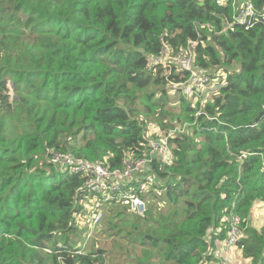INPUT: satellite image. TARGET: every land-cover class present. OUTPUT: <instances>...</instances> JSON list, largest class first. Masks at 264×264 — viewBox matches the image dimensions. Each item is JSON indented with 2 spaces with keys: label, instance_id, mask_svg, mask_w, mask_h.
<instances>
[{
  "label": "trees",
  "instance_id": "obj_1",
  "mask_svg": "<svg viewBox=\"0 0 264 264\" xmlns=\"http://www.w3.org/2000/svg\"><path fill=\"white\" fill-rule=\"evenodd\" d=\"M233 1L0 0V264H216L231 212L245 227L243 255L264 264V223L245 224L264 202V19L246 28ZM189 48L199 69L217 66L228 83L196 136L169 138L173 163L155 165L148 204L164 189L170 211L154 203L131 219L109 203L93 236L123 233L125 257L78 254L86 176L62 170L54 153L123 167L146 147L148 121L168 132L171 118L194 119L182 90L169 92L190 74L175 63Z\"/></svg>",
  "mask_w": 264,
  "mask_h": 264
},
{
  "label": "built area",
  "instance_id": "obj_2",
  "mask_svg": "<svg viewBox=\"0 0 264 264\" xmlns=\"http://www.w3.org/2000/svg\"><path fill=\"white\" fill-rule=\"evenodd\" d=\"M214 1L219 5L229 3L228 0ZM243 1L242 5L238 6V0H234L232 6L235 10L236 21L249 28L255 21L264 19V4L257 7L253 1ZM175 63L180 66V70L190 71L186 78L177 83L187 81L191 75H194L196 76L195 85L199 86L195 90L197 91L196 95L193 94L197 102L194 104L190 99L188 100L190 105L197 108L194 114L195 118L189 119V128L181 126L178 122H175L176 126L168 132L159 128L155 137L147 138L146 147L142 149L140 156L135 153L128 154L123 167H113L101 161L80 159L66 152L54 153L53 160L58 163L62 170L80 171L86 176L82 213L76 219L77 222L78 218L85 217L83 225L80 226L77 222L79 229H83L85 235L84 242L76 245L78 254L87 253V246L94 235V231L99 228L104 220L109 203H123L131 213L145 214L148 206L147 195L157 179L155 165L162 168L173 163L175 159L172 145L168 141L169 138L184 135L196 136V128H200L198 118L204 112L206 103L211 101L213 95L219 93L228 83L227 72L223 69L216 67L210 73L199 69L195 65L191 48L178 53ZM180 89L182 90V96L186 98L183 89ZM207 118L211 119L213 117L208 115ZM145 128H147V124ZM179 133L180 135H177ZM246 155V153L239 155V160L242 162L243 157ZM260 155L262 157V168H264V151ZM228 219L226 237H218L215 241L214 262L216 264H233L234 252L239 249L238 242L244 236L241 216L231 212ZM46 249L50 251L49 248Z\"/></svg>",
  "mask_w": 264,
  "mask_h": 264
},
{
  "label": "rangeland",
  "instance_id": "obj_3",
  "mask_svg": "<svg viewBox=\"0 0 264 264\" xmlns=\"http://www.w3.org/2000/svg\"><path fill=\"white\" fill-rule=\"evenodd\" d=\"M216 67H214V68H216ZM195 77L196 76L191 75L187 81L184 80L181 83L175 84V86H173L172 89L169 90V92L175 93L177 91V89L182 88L183 92L186 95L185 99L187 101L190 99L192 101V103L195 104L197 102V99L195 98V96L193 97V94L196 95L197 91H195V90L198 89V87H199V86L195 85V82H196ZM171 99L173 102L178 103L177 105L174 104L175 107H181L180 101L182 100V97L179 94H174L173 96H171ZM140 118L142 119V117H140ZM171 120L178 122V124H181V126H183V127H186V128L190 127L189 118L187 117V115H181V116L176 117L174 119L171 118ZM159 128H162V126L158 121H155V120L148 121L147 122V128H145L147 130L146 131L147 138L151 139V138L155 137L156 132ZM130 153L131 152H128L126 154V157ZM167 186H168V184H167ZM160 196H162V197H160L158 199H154V200H151V199L149 200L148 209H150L154 203H157L158 209H160L162 212L164 211L165 213H167L170 211L171 205H169V203L166 202L164 199V197H165L164 189L160 190ZM160 205H162L164 207H161ZM155 213L157 214V210L155 211ZM125 215H127L131 219L133 218V215L130 212L125 213ZM84 220H85V217H81V218H78L77 222L81 226V225H83ZM263 223H264V202H258L253 206V208L250 212V215H249V221H246L245 224L246 225L250 224L253 227L260 229L262 227ZM103 224H104V222H103ZM103 224H102V227H103ZM100 227H101V225L99 226V228ZM99 228H97V229H99ZM97 229L94 231V233H93L94 235L98 231ZM244 229H245V227H244ZM98 233H101V230ZM122 235H123V233H121V232L116 234L115 232H112L109 228H106V230L101 235L97 234L95 239H94V236L92 237V239L90 240V242L87 246L88 251H90L93 247H103L106 249H110V251L112 250L117 256L123 258V257H125L127 250L121 246L127 243V238H122ZM73 238L75 241H77V245L80 243H83L84 238H85L84 230L80 228V234L74 236ZM236 257H237L236 260L233 257V260H234L233 264H253L252 259L247 258L243 255V251L241 248H239ZM107 262H111L110 256H108L106 258V263ZM209 264H212V262Z\"/></svg>",
  "mask_w": 264,
  "mask_h": 264
},
{
  "label": "crops",
  "instance_id": "obj_4",
  "mask_svg": "<svg viewBox=\"0 0 264 264\" xmlns=\"http://www.w3.org/2000/svg\"><path fill=\"white\" fill-rule=\"evenodd\" d=\"M238 250L239 249L235 250V252H234V258H235V260L237 259L236 255H237Z\"/></svg>",
  "mask_w": 264,
  "mask_h": 264
},
{
  "label": "clouds",
  "instance_id": "obj_5",
  "mask_svg": "<svg viewBox=\"0 0 264 264\" xmlns=\"http://www.w3.org/2000/svg\"><path fill=\"white\" fill-rule=\"evenodd\" d=\"M88 252V251H87Z\"/></svg>",
  "mask_w": 264,
  "mask_h": 264
}]
</instances>
